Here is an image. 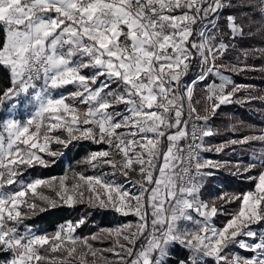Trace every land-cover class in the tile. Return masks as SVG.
<instances>
[{
    "label": "snow or ice",
    "instance_id": "1",
    "mask_svg": "<svg viewBox=\"0 0 264 264\" xmlns=\"http://www.w3.org/2000/svg\"><path fill=\"white\" fill-rule=\"evenodd\" d=\"M229 8L245 11L226 13ZM257 34L264 36V0H0V70L9 81L0 88V109L10 104L11 114L21 103L34 108L23 122L11 115L0 121V264L51 261L42 250L61 254V264H168L177 245L189 253L179 264L209 258L212 264H264V228L253 227L264 225V150L245 168L260 169L250 177L254 190L200 198L205 178L213 175L206 170L221 166L201 152L257 142L264 149V133L236 135L235 127L234 138L204 143L218 134L208 122L222 106L253 99L236 98L242 86L225 72L254 67L239 61L264 55V47L242 51L237 64L218 61L237 40ZM194 65L199 74L186 83ZM209 77L216 80L204 85L201 115L192 106L194 88ZM69 85L74 90L67 96L53 95ZM81 140L107 146L85 163L111 173H75L71 184L67 176L18 179L28 168L46 167L45 156L59 154L53 143L66 148ZM109 175L124 177L128 187ZM13 185L19 190L5 191ZM37 200L49 207L87 202L138 220L90 238L74 235L83 219L51 236L28 226L21 232L30 214L45 210ZM236 201L238 210L226 224L214 226L213 218ZM100 240L111 241L110 247L95 249L90 241ZM232 246L241 251L229 252Z\"/></svg>",
    "mask_w": 264,
    "mask_h": 264
},
{
    "label": "trees",
    "instance_id": "2",
    "mask_svg": "<svg viewBox=\"0 0 264 264\" xmlns=\"http://www.w3.org/2000/svg\"><path fill=\"white\" fill-rule=\"evenodd\" d=\"M234 3L239 2V0H233ZM226 13L239 14L245 11L241 8H229L225 10ZM219 27L223 30V17H221L219 22ZM264 47V36L255 35L253 38H245L242 40H237L235 42V48L230 50L219 62L222 63H238V57L241 56L242 51L249 50L252 48ZM239 63H247L250 67L249 70L245 71L244 75L234 76L236 82L240 85H246V92L252 94L264 92V55H252L246 61L240 60ZM199 74V69L195 65L191 68L188 76L185 78V82H190L196 78ZM211 81V77L202 83H199L195 87L194 94V105L201 109V105H205V90L204 85ZM8 74L6 70H0V88H6L8 86ZM242 90V91H244ZM240 92V94L242 93ZM259 101H252L248 103L247 106L242 107L236 104H230L222 106L214 117H212L213 130L218 132V134L211 136L206 140L207 145H218L222 141L234 138V134L231 131L233 127L238 129L236 135H258L260 133L259 129L264 127V115L259 111ZM264 106V102L262 104ZM77 107L83 108L82 105H77ZM249 107V108H248ZM258 108V112L254 113L251 108ZM10 112V104H5L3 109H0V121L6 119ZM257 127H259L257 129ZM257 129V130H256ZM88 144H75L68 146L63 150V152L55 157H49L47 159L48 165L40 166L36 165L34 167L28 168L24 171L23 176L30 178H41L50 179L53 177L61 176L65 173L66 167L65 163L68 161L71 165L79 166V163L87 158L90 150H97L98 147L90 146L86 147ZM229 150H225L227 153ZM65 154V158L62 156ZM247 159V158H246ZM223 160V158L221 159ZM259 168L252 169L248 174L242 175H231L223 172L222 169L218 170L211 176L208 181H206L203 188V199L208 198L209 195H215L217 191L219 196L221 193L240 194L250 190H254L255 180L250 179V177H256L259 172ZM239 201L227 204L223 207L222 211L218 213L216 219L214 220L215 226L222 228L226 222L231 218V215L238 210ZM23 211H27L23 209ZM83 219V223L80 227L76 228L77 233L81 237L89 236L100 229L113 228L114 226L120 224L121 217H119L116 212L112 210H105L90 207L86 204H78L75 207H69L66 205H58L56 207L47 208L43 211L37 210L34 214H30L21 225V227H31L37 229L40 232L46 234L55 233L58 228L65 225L68 222L73 224L77 223ZM189 253L181 246H173L171 249V256L168 260V264H179L181 260L188 257ZM46 264H61L47 262Z\"/></svg>",
    "mask_w": 264,
    "mask_h": 264
},
{
    "label": "rangeland",
    "instance_id": "3",
    "mask_svg": "<svg viewBox=\"0 0 264 264\" xmlns=\"http://www.w3.org/2000/svg\"><path fill=\"white\" fill-rule=\"evenodd\" d=\"M218 63H222V62H219L218 61ZM222 64H224V65H232V64H235V63H231V62H229V63H227V64H225V63H222ZM245 71H243V72H239V73H233V72H225V74L226 75H228V76H230V78L235 82V84H237V85H240V84H238L237 82H236V80H235V78H234V76H237V75H244L245 73H244ZM212 80H216V78L215 77H211V81ZM210 82V81H209ZM242 86V90H244V89H247L246 87V85H241ZM74 90V87L73 86H67V87H65V88H63V89H58V90H56L54 93H53V95L54 96H61V95H63V96H67L71 91H73ZM241 90V91H242ZM240 91V92H241ZM240 92H238L237 93V97L236 98H247V97H252L253 99L251 100V102L253 101H259L260 102V104H259V111H260V113L262 114V115H264V106L262 105L263 104V102H264V92H263V94L262 93H255V92H253L252 94H250L249 92H246L245 90L244 91H242V93L240 94ZM69 102H71V101H69ZM251 102H246V103H233V104H236V105H239V106H242V107H245V106H247V104L248 103H251ZM196 108H197V106H195ZM204 107H205V105H201V110L199 109V108H197V110L200 112V114L201 115H203L204 114ZM249 108V107H248ZM251 111H253L254 113H257L258 112V108H255V107H252L251 108ZM33 112H34V108L32 107V106H30V105H26V104H24V103H21L20 104V106L19 107H17L14 111H11V114H10V112H9V114L7 115V117H6V119L7 118H10V115H11V118H15V119H17V120H19V121H21V122H23V121H25L26 119H28V118H30V116L33 114ZM208 123H213V120H212V118L209 120V122ZM213 127V126H212ZM259 127H257V129H258ZM256 129V130H257ZM259 131H260V133L259 134H261V133H264V127H262V129H259ZM57 134H60V133H57ZM258 134V135H259ZM73 143H75V144H82V143H86V144H88V146H86V147H90V146H95V147H98L99 149H97V150H95V151H99V150H102V149H105L107 146L106 145H103V144H95V143H92L91 141H84V140H81V141H74V142H72L71 144H69L68 146H71ZM219 145V144H218ZM67 146V147H68ZM216 146V145H215ZM51 147H52V149L54 150V151H56V152H58L59 154L57 155V156H59L62 152H63V150L65 149V147L64 146H62V145H58V144H55V143H53L52 145H51ZM66 147V148H67ZM225 150H229L227 153H224V152H222L221 154H217V155H215V154H210V155H206V156H204V159L205 160H214V162L215 161H217L218 160V162L219 163H222V162H226V161H228V160H231L232 162H233V164H238V166L236 167V168H238L239 169V171L238 170H236L235 171V174H231V175H244V174H248V173H250V172H246L245 171V168L246 167H248L250 164H252L253 163V161H254V159H255V156H256V154H257V152L258 151H261V150H264V149H262L261 148V145L257 142V143H253V144H251V145H247V146H243V147H241V146H235V150L233 151V149L232 148H226ZM89 154L87 155V157L92 153V152H94L93 150H90L89 149ZM57 156H55V157H57ZM62 156L65 158V154H62ZM50 156H45L44 158H45V160L47 161V159L49 158ZM55 157H52V158H55ZM223 158V160H221ZM247 158V159H246ZM85 160H86V158L84 159V160H82L80 163H79V166H77V165H70L69 164V162L67 161L66 163H65V167H66V170H65V173L63 174V175H61V176H58V177H53V178H50V179H55V180H59V179H61V178H63V177H65V176H67L68 177V183L69 184H71L72 182H73V176H74V174L75 173H83L85 176H99V175H101L102 173H111V169L109 168V167H103V168H92V167H90L87 163H85ZM221 165V164H220ZM226 165V164H225ZM224 165V166H225ZM225 167H221L220 166V168L219 169H212L211 171L213 172V175H211V176H214V174L216 173V172H218V170H220V169H224ZM235 168V169H236ZM241 170V171H240ZM24 174V173H23ZM208 177H210V176H208ZM106 179H110V180H115V182L117 183V184H121V185H123V186H125V187H128V184H127V182L125 181V179H124V177H122V176H119V175H117V176H111V175H109V176H107V177H105ZM137 177L136 176H132L131 177V179H136ZM18 179L19 180H22V181H24V182H31V181H34V180H36V179H41V178H30L29 176H27V177H24L23 175L22 176H20V177H18ZM44 180H48V179H44ZM206 181H208V179L207 180H205V183H206ZM205 183H203V186L201 187V190H200V198L202 199V200H204V201H212V200H214L216 197H218L216 194H218V192L216 191L215 192V195H209L208 196V198H206V199H203V188H204V185H205ZM14 190H19V186L18 185H13V186H10L9 188H6L5 189V191H14ZM38 191H41V192H43L45 195H48V196H52V197H54V193L53 192H51V191H49L48 189H43V188H41V189H39ZM132 191H138V189H132ZM29 199H35V198H33V197H31V195L29 194V197H28ZM37 203H40V205H41V207L42 208H44V209H47V208H51V207H49V206H47V205H45V204H43L42 202H40V201H38L37 200ZM216 203L219 205L220 204V202H219V200H216ZM79 204H86V205H88V203L87 202H84V203H79ZM58 205H65V204H63L62 202H58ZM57 205V206H58ZM78 204H76V205H74V206H71V207H75V206H77ZM66 206H68V205H66ZM89 206V205H88ZM70 207V206H69ZM94 208H96V207H94ZM23 209H26V208H23ZM22 209V210H23ZM27 210V209H26ZM107 210H112V209H107ZM112 211H114V210H112ZM115 212V211H114ZM116 214L119 216V217H121V220H120V224H118V225H116V226H114L113 228H104V229H100L99 231H97L96 233H94V234H99V233H101V231L102 230H105V229H114V228H117V227H122V226H125V225H129V224H132V225H135L136 223H137V220H138V218L135 216V215H132V214H129V215H127V216H124V215H122L121 213H117L116 212ZM215 219L213 218V221H214ZM212 221V223L214 224V222ZM67 224V223H66ZM214 226H215V224H214ZM254 228H256L257 230H260V228H264V225H261V226H253ZM30 229H31V231L34 233V234H36V235H49V236H51V235H53V234H46V233H44V232H40V231H38L37 229H33V228H31V227H29ZM60 228V227H59ZM59 228H58V230H59ZM20 231L21 232H23L24 231V227H21V225H20ZM74 235H76V236H79V237H81L80 236V234H78L77 233V229H76V231H75V233H74ZM93 235V234H92ZM92 235H89V236H84V237H88V238H90ZM92 244H93V247L95 248V249H97V250H103V249H107L108 247H110V245H111V241H109V240H100V241H90ZM229 252H231V253H235V252H240V250L238 249V247L237 246H232L229 250H228ZM42 253L44 254V255H46V256H51L53 259L51 260V261H45L44 262V264H46L47 262H53V263H61L58 259H57V257H59L61 254H59V253H49V252H44L43 250H42ZM248 253H246V252H243V254L242 255H247ZM104 255L106 256V257H108V259L109 260H112V259H114L113 258V256H112V254L111 253H108V252H104ZM89 259V261H91L92 260V258L91 257H89L88 258ZM100 264H103V261H101L100 262ZM206 264H212V260H211V258H209L208 260H207V262H206Z\"/></svg>",
    "mask_w": 264,
    "mask_h": 264
},
{
    "label": "crops",
    "instance_id": "4",
    "mask_svg": "<svg viewBox=\"0 0 264 264\" xmlns=\"http://www.w3.org/2000/svg\"><path fill=\"white\" fill-rule=\"evenodd\" d=\"M69 86H72V85H69ZM194 94H195V88H194ZM194 94H193V98H192V106H194L195 107V105H194ZM201 110V109H200ZM162 147L163 148H165L166 149V147H167V142L165 141L164 142V144L162 145ZM204 159V158H203ZM211 161H213L214 162V160H211ZM221 164V167L223 168V167H225L224 169H222L223 170V172H225L226 174H235V171L236 170H238L239 171V169L238 168H236L237 166H238V164L236 165V164H233V162L231 161V160H228V161H224V162H222V163H220ZM226 164V165H225ZM225 165V166H224ZM236 168V169H235ZM212 169H208V170H206V171H211ZM241 171V170H240ZM211 177V176H210ZM210 177H206L205 178V180H207V179H209ZM204 183H205V181H204ZM220 202V201H219ZM214 219H216V217H214ZM214 222V221H213ZM217 227V226H216ZM218 228V227H217ZM239 249V248H238ZM240 250V249H239ZM241 251V250H240ZM236 253V252H235ZM241 254H243V252H241ZM247 255H250V253H248Z\"/></svg>",
    "mask_w": 264,
    "mask_h": 264
},
{
    "label": "built area",
    "instance_id": "5",
    "mask_svg": "<svg viewBox=\"0 0 264 264\" xmlns=\"http://www.w3.org/2000/svg\"><path fill=\"white\" fill-rule=\"evenodd\" d=\"M209 125L212 127V123H209ZM212 128H213V127H212ZM208 138H210V137L205 138V140H204V143H205V144H206V140H207ZM181 143L184 144V145L186 146L187 143H188V141H182ZM206 145H207V144H206ZM212 146H215V145H212ZM221 153H222V152H221ZM221 153H215V152H201V158L203 159L204 156H206V155H210V154H215V155H217V154H221ZM215 162H218V160L215 161Z\"/></svg>",
    "mask_w": 264,
    "mask_h": 264
}]
</instances>
